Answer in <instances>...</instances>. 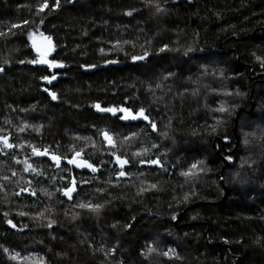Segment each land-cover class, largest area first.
Here are the masks:
<instances>
[{"label": "trees", "instance_id": "trees-1", "mask_svg": "<svg viewBox=\"0 0 264 264\" xmlns=\"http://www.w3.org/2000/svg\"><path fill=\"white\" fill-rule=\"evenodd\" d=\"M42 2L0 0V264H264V0Z\"/></svg>", "mask_w": 264, "mask_h": 264}, {"label": "snow or ice", "instance_id": "snow-or-ice-1", "mask_svg": "<svg viewBox=\"0 0 264 264\" xmlns=\"http://www.w3.org/2000/svg\"><path fill=\"white\" fill-rule=\"evenodd\" d=\"M69 2H71V0H69ZM49 7L48 4V0H43L42 3L38 4L37 6V11L38 12H43L46 8ZM54 8H59L60 7V0H55V4L53 5ZM157 7V11H163L162 8H160L159 5L156 6ZM127 15H131V12L126 13ZM24 23H28V21H24ZM12 27H17V25H13ZM4 33L0 32V36H3ZM29 39L32 40V47L35 49L36 53H37V57L38 59H33L28 61V63H32V64H43V65H47V67L49 69H56V68H60L63 65L59 62H57L55 59H48L49 54L54 50V46L52 44V39L50 36H44L42 33L40 34V42H37L36 39L33 38V35L30 33L29 34ZM163 51V49H161ZM134 60L136 59H143V57H133ZM21 63H23V61H21ZM114 63V61L112 62ZM4 69L0 68V72H3ZM42 79L46 80L48 83H52L53 80L56 79L55 75L52 76H44L42 77ZM45 91H48V89H45ZM53 100H55L57 98L56 93L55 92H49L48 93ZM95 107L97 108L98 111L101 112H111L114 115L116 114L117 111H120L122 113H124L123 116H121V119H136V118H143L144 120L148 121L149 117L145 114V110L143 108L139 109L138 112H136L135 114H133L129 109L127 108H120V109H116V108H102L99 104H96ZM221 111H223V109H221ZM151 126L153 128V130L155 131L156 129V125L154 122H151ZM101 135L104 137L105 141H107V143L111 146H115L114 145V140L112 138V136L107 132L104 131L101 133ZM0 143H3L5 148H12L13 145L11 143H9L8 137H0ZM245 143H247V141H245ZM33 152L34 154L37 155H46L47 154V150H44L43 152H41L39 149H36L35 147L33 148ZM80 153H76V156H79ZM51 159H53L54 161H56L57 163H59L60 157L56 156V155H52ZM68 163L70 164H76L77 167H88L91 168L93 171H95L96 169L94 168V166L92 164L87 163L86 161H78L75 158L71 159L68 161ZM116 163L119 164L121 166V168H123V166L127 163L126 160L122 159L120 156H116ZM141 163H143V161H141ZM148 163L150 164H158L159 161L158 160H149ZM28 167H31V165H28ZM193 168H196V165L193 164L192 165ZM28 168H25V171H27ZM185 175H188V173H184ZM120 176H124L125 173L123 171H121L119 173ZM154 187V186H153ZM73 188H68L66 190H64V195L69 196L71 195V192L73 191ZM79 207L81 208H88L91 211H98L101 208V205L97 204V205H92V204H81L79 205ZM6 215V214H5ZM173 219H175V216H173ZM9 224H11V221H8ZM14 226V225H13ZM49 227H51V223H49L48 225ZM7 251V250H5ZM149 251H155V249L150 248ZM169 252H172L171 249H169ZM169 252H164L163 255L167 256L169 255ZM17 255H13L10 258L12 259H16Z\"/></svg>", "mask_w": 264, "mask_h": 264}, {"label": "rangeland", "instance_id": "rangeland-1", "mask_svg": "<svg viewBox=\"0 0 264 264\" xmlns=\"http://www.w3.org/2000/svg\"><path fill=\"white\" fill-rule=\"evenodd\" d=\"M33 38L34 39H36L37 40V42H40V34H38V35H33ZM52 44H53V42H52ZM54 46V45H53ZM30 47L32 48V50L35 52V54H36V59H38V57H37V53H36V51H35V49L32 47V40H30ZM53 52H54V50L49 54V56H48V59H52V55H53ZM35 65H41V66H46L47 67V65H43V64H39V63H36ZM61 68V67H60ZM46 81V80H45ZM54 81V80H53ZM47 82V81H46ZM124 115V113H122L121 114V116H123ZM123 120H134V119H123ZM0 144H2L3 145V143H0Z\"/></svg>", "mask_w": 264, "mask_h": 264}, {"label": "water", "instance_id": "water-1", "mask_svg": "<svg viewBox=\"0 0 264 264\" xmlns=\"http://www.w3.org/2000/svg\"><path fill=\"white\" fill-rule=\"evenodd\" d=\"M237 118H238V114H236L235 115V125H234V133L236 134V121H237ZM237 139V138H236ZM78 161H83V160H78ZM75 166H76V164H75ZM77 167V166H76ZM77 168H79V169H88V167H77ZM69 188H73L74 190L71 192V195H70V197L72 196V195H74L75 194V192H76V185H75V181L72 179V181H71V184H70V186H69ZM69 197V198H70Z\"/></svg>", "mask_w": 264, "mask_h": 264}]
</instances>
